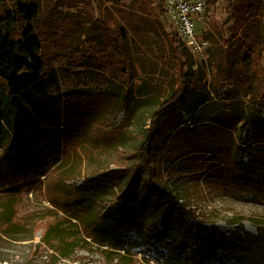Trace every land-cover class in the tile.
<instances>
[{
	"label": "trees",
	"instance_id": "trees-1",
	"mask_svg": "<svg viewBox=\"0 0 264 264\" xmlns=\"http://www.w3.org/2000/svg\"><path fill=\"white\" fill-rule=\"evenodd\" d=\"M128 1L137 14L169 23L164 0ZM71 2L86 7L71 18L57 13L54 22L61 31L85 24L83 34H95L104 62L86 66L114 78L129 73L120 22L101 16L98 0ZM41 16L37 3L0 0V232L33 241L42 229L32 252L46 254L44 264L80 249H95L105 264H133L129 255L140 247L154 264H264V219L257 236L243 226L227 235L206 231L209 218L196 216L213 197L264 204V0H205L209 47L201 63L174 30L166 35L176 87L137 135L127 128L133 103L149 94L62 96L59 74L41 55L51 39ZM122 113V124L110 127ZM244 150L249 167L239 161Z\"/></svg>",
	"mask_w": 264,
	"mask_h": 264
},
{
	"label": "rangeland",
	"instance_id": "rangeland-1",
	"mask_svg": "<svg viewBox=\"0 0 264 264\" xmlns=\"http://www.w3.org/2000/svg\"><path fill=\"white\" fill-rule=\"evenodd\" d=\"M72 0H18V3H37L41 7V24L46 27V37L50 40L44 42L42 57L45 60L48 71L55 70L61 80V95L82 91L84 94L93 93V91L103 92L109 90L112 92L125 93L132 92L133 95L149 94L143 98H137L133 103L134 114L128 125V131L137 135L148 128L149 117L155 112L158 105L169 98L174 91L177 83V60L174 58L170 43L166 35L173 32L172 27L166 21L159 22L151 19L147 11L137 14L129 5L128 0H120L118 3H109L107 0H98L101 8V16L104 19L118 20L121 25L122 35L125 37L126 47L129 55L132 57L129 73H124L114 78L107 72L94 69L86 65L87 63H103L93 48L95 43V34H83L85 24L78 30H67V28H58L54 21L55 15L59 13L62 17L77 16L78 8L86 6L79 4L76 8H70ZM75 3V0H73ZM11 9V5H7ZM97 13V12H96ZM90 17H95L93 12ZM75 18V17H74ZM54 19V20H53ZM33 26L32 24H29ZM23 24L19 23L14 29L15 32H22ZM200 31V37L207 30L205 20L197 25ZM62 36L59 37L58 33ZM59 37V38H58ZM63 37V38H62ZM65 41V45H64ZM69 42V43H68ZM62 47L61 49L58 48ZM98 45V44H96ZM99 46V45H98ZM103 48L99 47L98 49ZM196 63H201L204 58L202 55L190 50ZM59 96L58 93L53 94ZM139 99V100H138ZM125 113L120 114L116 119L110 122V127L117 128L125 120ZM18 120L17 133L24 136L22 122ZM136 140H130L127 148L134 149L137 145ZM244 146H246L244 144ZM240 164L244 166L252 165V158L249 151H242L238 154ZM81 184V183H80ZM32 197V195H29ZM33 199V197H32ZM39 201L33 203L39 204ZM46 206L48 203L44 202ZM196 207V216L204 214L209 218L203 228L211 232L219 230L222 233L230 235L235 232L239 226H243L244 231L253 236H257V222L264 219V204L256 203L251 197L246 199H233L226 196L213 197L204 200ZM194 210L195 206H191ZM201 220V218H199ZM186 223H191L188 215ZM42 229H38L34 240L29 234L12 233L11 236L0 232V264H44L46 254L42 252L33 253L34 245L39 244L42 238ZM132 250L130 257L133 264H154L142 260L144 248ZM104 256L93 252L78 250L71 260L58 259L53 264H105Z\"/></svg>",
	"mask_w": 264,
	"mask_h": 264
},
{
	"label": "built area",
	"instance_id": "built-area-1",
	"mask_svg": "<svg viewBox=\"0 0 264 264\" xmlns=\"http://www.w3.org/2000/svg\"><path fill=\"white\" fill-rule=\"evenodd\" d=\"M167 19L187 48L208 58L209 42L200 37L198 23L204 20L205 0H164ZM249 167V166H248Z\"/></svg>",
	"mask_w": 264,
	"mask_h": 264
}]
</instances>
